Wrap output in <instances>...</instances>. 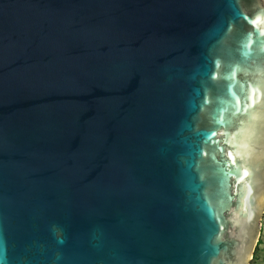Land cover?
Masks as SVG:
<instances>
[{"label":"water","instance_id":"1","mask_svg":"<svg viewBox=\"0 0 264 264\" xmlns=\"http://www.w3.org/2000/svg\"><path fill=\"white\" fill-rule=\"evenodd\" d=\"M264 217V0H0V264H251Z\"/></svg>","mask_w":264,"mask_h":264},{"label":"rangeland","instance_id":"2","mask_svg":"<svg viewBox=\"0 0 264 264\" xmlns=\"http://www.w3.org/2000/svg\"><path fill=\"white\" fill-rule=\"evenodd\" d=\"M262 233L260 236V241L257 247V250L255 252L256 257L253 258L251 264H264V217L262 220Z\"/></svg>","mask_w":264,"mask_h":264},{"label":"trees","instance_id":"3","mask_svg":"<svg viewBox=\"0 0 264 264\" xmlns=\"http://www.w3.org/2000/svg\"><path fill=\"white\" fill-rule=\"evenodd\" d=\"M256 257V254L254 255V258Z\"/></svg>","mask_w":264,"mask_h":264}]
</instances>
